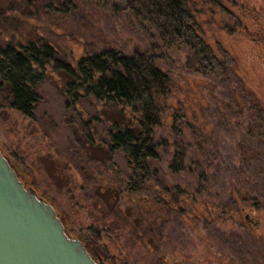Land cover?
I'll return each mask as SVG.
<instances>
[{"label": "rangeland", "instance_id": "374dc122", "mask_svg": "<svg viewBox=\"0 0 264 264\" xmlns=\"http://www.w3.org/2000/svg\"><path fill=\"white\" fill-rule=\"evenodd\" d=\"M62 1L67 3L60 7ZM125 1L0 0V45L11 37L25 44L28 34L35 33L54 48L58 59L72 67L82 56L94 53L103 45L124 54L151 51L159 58V66L180 87H177L180 95L197 93L198 100L208 104L206 114L212 116L210 125L221 124L218 113L221 85L187 70L188 52L165 49L146 25L130 16ZM192 1L201 13L212 12L206 17L199 14L205 19L206 40L216 51L222 54L225 51L246 83L264 98V43L253 41L248 35L261 26L264 28V0H216L218 5L211 9L204 0ZM46 72L48 78L38 87L39 101L31 117L8 105L0 108V149L14 164L24 185L56 209L67 233L85 242L91 237L94 247L86 244L97 250L107 264H255L250 254L239 249L243 243L246 248L251 247L249 240H239L241 229L230 222L212 220L208 214L202 217L205 211L201 204L192 208L182 203L169 215L160 241L147 236L155 226L152 218L156 214L150 213L154 205H148L152 204L148 195L133 190L128 177L130 169L122 155L114 152L110 158L108 154L106 130L113 122L121 123L124 116L128 117V110L124 109L121 115L120 106L97 102L90 96L72 104L64 91L66 76L53 70L52 65ZM165 129L164 124L158 134L164 136ZM238 136L228 123L219 126L213 134L226 170L231 169L237 158ZM160 158L151 167L165 185L178 184L186 190L185 198L189 200L197 186L195 176L188 172L171 173L166 156ZM215 178L208 195L216 202L226 201L233 181L231 173L224 170ZM161 193L175 203V192ZM196 197L200 200L201 196ZM115 206L125 216L131 213V207L139 210V216L136 214L131 219L132 228L143 222L141 232L135 237H130L129 228L121 237L108 229ZM159 211L163 213L161 208ZM251 217L263 223L254 226L257 229L251 241L261 237L264 243V220L259 213Z\"/></svg>", "mask_w": 264, "mask_h": 264}, {"label": "trees", "instance_id": "16d2710c", "mask_svg": "<svg viewBox=\"0 0 264 264\" xmlns=\"http://www.w3.org/2000/svg\"><path fill=\"white\" fill-rule=\"evenodd\" d=\"M66 3L62 1L60 7ZM203 3H208L209 9L218 5L216 0ZM124 7L133 19L146 25L165 49L186 50L187 70L221 85L218 107L221 124L210 125L212 116L206 114L208 104L201 103L197 93L180 95V87L159 66V58L151 51L134 50L124 54L103 45L94 53L82 56L72 67L58 59L54 48L35 33L28 34L25 44L11 37L0 45V108L8 105L23 116L31 117L39 101L38 87L48 78L46 68L52 65L53 70L66 76L64 91L72 104L90 96L97 102L120 106L121 115L127 109L128 117L124 116L121 123L113 122L106 130L108 154L110 158L114 152L122 155L130 169L128 177L133 190L148 195L151 199L148 202L152 203L148 205H154L150 213L156 214L152 218L155 226L147 236L160 241L169 215L182 203L192 208L201 204L205 211L200 214L202 217L208 214L212 220L237 225L242 233L239 240L251 242L249 248L243 246L246 243L239 244L241 252L250 254L255 264H264L261 237L251 241L257 229L254 226L263 225L259 218L254 220L251 215L259 213L264 220V98L246 83L228 54L216 51L206 40L205 19L200 17L201 10H196L194 1L126 0ZM203 13L206 17L212 12L206 10L201 15ZM248 35L253 41L264 43L262 26ZM229 121L239 136L235 142L237 158L231 169L226 170L213 134L219 126L230 125ZM164 124L166 134L161 136L158 133ZM162 155L166 156L171 173L188 172L195 176L197 186L189 200L185 198L186 190L178 184L165 185L151 167ZM224 170L231 173V190L226 201L216 202L208 194L217 179L215 175L219 176ZM162 191L175 192V203L162 196ZM196 196H201L200 200ZM248 208L253 212H248ZM131 210L125 216L120 207L112 209L108 229L116 236L124 235L127 228L130 237L141 232V219L137 227L131 225L132 217L139 216L140 212L135 207ZM146 219L150 218L146 216ZM82 243L86 248L94 244L91 237ZM107 258L110 259L108 254Z\"/></svg>", "mask_w": 264, "mask_h": 264}, {"label": "water", "instance_id": "95a60500", "mask_svg": "<svg viewBox=\"0 0 264 264\" xmlns=\"http://www.w3.org/2000/svg\"><path fill=\"white\" fill-rule=\"evenodd\" d=\"M65 228L0 149V264H107Z\"/></svg>", "mask_w": 264, "mask_h": 264}, {"label": "flooded vegetation", "instance_id": "af4514ba", "mask_svg": "<svg viewBox=\"0 0 264 264\" xmlns=\"http://www.w3.org/2000/svg\"><path fill=\"white\" fill-rule=\"evenodd\" d=\"M11 165L15 168V166H14V164L13 163H11ZM18 174V173H17ZM19 176V175H18ZM20 177V176H19ZM20 179H21V177H20ZM22 180V179H21ZM88 250H89V252H90V254L92 255V257L93 258H95V259H98V257H101L100 256V254L94 249V248H87ZM101 259H102V257H101Z\"/></svg>", "mask_w": 264, "mask_h": 264}]
</instances>
